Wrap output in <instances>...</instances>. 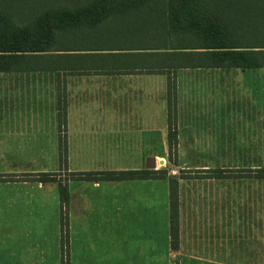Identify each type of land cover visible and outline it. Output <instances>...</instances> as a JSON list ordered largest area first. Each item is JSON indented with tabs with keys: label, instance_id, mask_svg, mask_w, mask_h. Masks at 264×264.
Masks as SVG:
<instances>
[{
	"label": "crops",
	"instance_id": "1",
	"mask_svg": "<svg viewBox=\"0 0 264 264\" xmlns=\"http://www.w3.org/2000/svg\"><path fill=\"white\" fill-rule=\"evenodd\" d=\"M169 76L176 250L166 179L72 176L155 170L147 159L169 153L168 75L0 72V264H264V179L234 164L264 155V68Z\"/></svg>",
	"mask_w": 264,
	"mask_h": 264
},
{
	"label": "trees",
	"instance_id": "2",
	"mask_svg": "<svg viewBox=\"0 0 264 264\" xmlns=\"http://www.w3.org/2000/svg\"><path fill=\"white\" fill-rule=\"evenodd\" d=\"M141 10L148 15L134 14ZM210 68H264V0H90L47 9L33 20L0 13V72L167 74L168 155L174 160L175 82L169 75L179 69ZM72 176L79 180L164 179L165 171ZM47 179L48 175H40V180ZM60 199L67 201L64 189ZM169 220L170 247L176 250V179L169 180ZM65 232L61 231L62 240Z\"/></svg>",
	"mask_w": 264,
	"mask_h": 264
},
{
	"label": "rangeland",
	"instance_id": "3",
	"mask_svg": "<svg viewBox=\"0 0 264 264\" xmlns=\"http://www.w3.org/2000/svg\"><path fill=\"white\" fill-rule=\"evenodd\" d=\"M88 1L90 0H0V13H2V15L6 13L8 17H14V19L17 20H33L39 13L47 9H58L64 6L66 7L67 5H72L74 3L81 5L87 3ZM134 14L140 18L148 15L147 11L145 10H141L140 12ZM205 79L207 80L208 77ZM234 160V164L239 161H244V171L248 173L246 175H249L246 177H251L249 179H264V173H262L264 171V155H244V157H234ZM160 161H164L162 165L159 164ZM154 171H165L164 179H166L168 183L170 179L177 180L178 174L179 176H182V172L178 171L176 167V157L174 160V157H170L169 155L162 157V159L156 160ZM256 173H258V177L261 178H253L257 177ZM201 175L202 173H197L194 178H200L202 177ZM249 190H255V188H244L245 192Z\"/></svg>",
	"mask_w": 264,
	"mask_h": 264
},
{
	"label": "water",
	"instance_id": "4",
	"mask_svg": "<svg viewBox=\"0 0 264 264\" xmlns=\"http://www.w3.org/2000/svg\"><path fill=\"white\" fill-rule=\"evenodd\" d=\"M155 160L152 158L147 159L146 161V169H155ZM161 165L163 164V162L161 161L160 163Z\"/></svg>",
	"mask_w": 264,
	"mask_h": 264
},
{
	"label": "bare ground",
	"instance_id": "5",
	"mask_svg": "<svg viewBox=\"0 0 264 264\" xmlns=\"http://www.w3.org/2000/svg\"><path fill=\"white\" fill-rule=\"evenodd\" d=\"M161 163V161L159 162V164Z\"/></svg>",
	"mask_w": 264,
	"mask_h": 264
}]
</instances>
